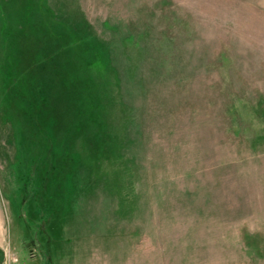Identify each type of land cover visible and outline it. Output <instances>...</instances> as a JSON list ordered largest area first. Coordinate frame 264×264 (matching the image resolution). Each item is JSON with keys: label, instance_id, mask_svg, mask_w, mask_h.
Segmentation results:
<instances>
[{"label": "rangeland", "instance_id": "374dc122", "mask_svg": "<svg viewBox=\"0 0 264 264\" xmlns=\"http://www.w3.org/2000/svg\"><path fill=\"white\" fill-rule=\"evenodd\" d=\"M82 118L49 227L45 156ZM0 246L264 264V0H0Z\"/></svg>", "mask_w": 264, "mask_h": 264}, {"label": "trees", "instance_id": "16d2710c", "mask_svg": "<svg viewBox=\"0 0 264 264\" xmlns=\"http://www.w3.org/2000/svg\"><path fill=\"white\" fill-rule=\"evenodd\" d=\"M82 125L86 127L84 118L77 121V134L65 136L66 133L64 135L65 137L63 139L67 146H64V148L60 147L62 149L60 153L62 154L58 156L57 154L54 155V151L51 150V152L47 153L45 156V163L48 164V167H46V172L48 173L45 181L47 185L46 196L48 202L46 201L45 209L42 211V214L46 222H48L49 227L56 223V219L59 218L64 206L62 201L64 191L63 182L66 180L68 174L72 172L73 164L71 154L74 149L73 144H75L76 139L80 136L79 133L86 131V129H83ZM58 144L61 143L58 142ZM0 252L2 251L0 250ZM1 255L2 253H0V256Z\"/></svg>", "mask_w": 264, "mask_h": 264}, {"label": "crops", "instance_id": "0c3cea01", "mask_svg": "<svg viewBox=\"0 0 264 264\" xmlns=\"http://www.w3.org/2000/svg\"><path fill=\"white\" fill-rule=\"evenodd\" d=\"M1 249H3L1 246H0Z\"/></svg>", "mask_w": 264, "mask_h": 264}]
</instances>
